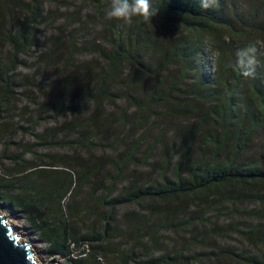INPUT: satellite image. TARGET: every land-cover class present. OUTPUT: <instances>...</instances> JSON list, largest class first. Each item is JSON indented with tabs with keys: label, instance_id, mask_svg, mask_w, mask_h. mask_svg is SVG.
Returning a JSON list of instances; mask_svg holds the SVG:
<instances>
[{
	"label": "rangeland",
	"instance_id": "1",
	"mask_svg": "<svg viewBox=\"0 0 264 264\" xmlns=\"http://www.w3.org/2000/svg\"><path fill=\"white\" fill-rule=\"evenodd\" d=\"M227 1L234 8L238 19L247 23L246 25L253 22V31L246 34L239 41V45L243 40L248 42L241 50L248 51L251 64L259 68L264 60V0ZM27 2L28 0H13L9 10L16 13V18L15 15L13 17L15 27H10V17L4 15L5 17H0V33L6 36L7 30L12 29L15 32L16 19L25 14L22 3ZM222 2L223 0H209L212 6H218ZM111 4L112 1L101 6L89 0L44 1V19L37 30L39 44L43 46L41 51L53 50L52 57L49 60L45 56L38 57V48L24 52L21 58L26 61V66L19 67L15 72L16 78H13L20 85V89L13 88L9 96H6L0 86V96H5L1 100L5 113L0 121V184L5 186L9 181L17 180L14 188L6 190L7 193L15 195L24 193L29 196L34 191L33 187L43 184L46 189L43 191L42 188L40 192L51 193L48 178L53 176L54 180H59L52 170L54 167H63L59 160L67 158L68 161L75 162L76 159L84 165L92 166L93 174L96 175L79 191V195L72 198L73 194L68 193L61 200L62 211L54 205L48 213L49 224L56 225L61 221L59 226L67 223L77 236L92 234L96 237L89 241L90 246L95 248L90 254L92 264H123L129 258V264H149L151 258H158L163 254V249L175 255L181 253L174 264H253L251 258L264 264L262 239L254 241L245 235L230 232H225L228 237L223 238L219 229L245 230L250 226L259 228L258 232L264 234L263 198H249L240 203L233 199L225 201L222 196L217 197L212 192H206L195 205L191 203L190 197L166 201L147 199L140 203L121 204L112 212L102 202L103 196L109 199L111 195L122 194L129 189L133 191L140 185L151 183L152 179L157 180L163 172L160 166L163 161V144H175L180 152L186 149V145L182 144L183 138L174 143L175 124L184 128L188 122L194 123L198 116L194 113L195 117L190 116V120L177 117L168 119L163 115L164 108L156 103L154 106H132L122 94L125 92L123 85L126 84L122 78L113 85L109 84V87L111 91L122 94L125 98L117 101L104 99L95 106L91 91L99 88L103 61L96 59L91 62L93 56L87 51L94 42L108 46L106 41L110 37L126 39L128 35L134 36L128 25L135 17L127 20L109 18L107 13ZM68 20L75 23L67 26ZM3 26L6 27L4 31ZM149 32L155 39L160 37L157 35V28L149 27ZM172 33L175 38L182 34L194 38L192 33L181 26ZM164 34H161V38L169 41L170 37L167 39ZM2 42L1 65L9 59L10 52V45L3 39ZM72 44H77L84 51L72 55ZM203 44L202 64L205 73L211 74L218 55L214 47V36L207 35ZM60 53L61 56L58 57ZM156 55L154 52L149 53L152 66L159 60ZM98 63L100 68L95 69L94 66ZM180 67V63H175L161 74L154 73L156 71L140 73L132 63H126L123 75L127 77L139 74L133 80L137 82L133 84L134 90L131 93L142 97L160 85L165 76H170L168 82H172L180 74ZM76 69L82 73H79L78 80H73L70 73ZM199 72L201 71L190 72V78L183 77L179 80L181 87L179 86L176 96L183 104H189L193 98L191 103L202 109L203 97L190 94L195 86L196 73ZM54 83L57 85H53ZM62 99L72 109L68 114L58 115L55 108ZM86 120L95 129L88 127ZM20 126L23 129H19ZM250 149L249 156L264 161L263 133L250 145ZM30 164L41 168L40 176L20 175ZM82 170V167L74 170L73 176L76 180ZM260 191L264 193L263 189ZM262 193L259 195L262 196ZM213 200L216 201L213 203ZM185 206L187 210L183 209ZM169 209L175 210L172 212L174 216L179 215L177 220L182 222L179 226L168 228L169 225L162 221L161 218L165 217V212ZM107 213L113 216L110 220L106 219ZM0 214L6 216L9 224L14 226V233L20 237L21 242L31 243L30 249L38 263L43 264L42 262L56 257L59 259L58 264H72L70 258L78 255L79 249L75 246H72V252L66 256L50 254L47 243L32 231L29 219L22 211L12 210L0 203ZM132 216H137V223ZM135 225L138 228L145 226L141 232L145 235L143 238L130 232V228ZM156 230L161 231L154 238L159 237L160 240L154 245L147 236H151ZM203 236L204 239L201 240ZM98 245L104 251H98ZM212 250L224 252L222 255L218 253V256L206 254Z\"/></svg>",
	"mask_w": 264,
	"mask_h": 264
},
{
	"label": "trees",
	"instance_id": "2",
	"mask_svg": "<svg viewBox=\"0 0 264 264\" xmlns=\"http://www.w3.org/2000/svg\"><path fill=\"white\" fill-rule=\"evenodd\" d=\"M44 1L28 0L27 3H22L21 7L25 14L16 19L15 32H12V29L7 30L6 36L0 33V42L4 43L3 39L10 45L9 59H5L6 62L0 64V86L4 89L6 96H9L11 89H20V85L14 82L13 78H16L15 72L19 67L26 66V61L21 58L24 52L38 48L37 51H40L37 53L38 57L45 56L46 60L53 55V50L41 51L43 46L39 44L40 36L37 28L43 23ZM89 1L101 6L112 0ZM12 3L13 0H0V17L9 16L8 24L11 28L15 27L14 15L16 18V13L9 10ZM228 3L227 0H223L218 6L210 4V7L204 8L202 0H150L153 15L147 20L142 16H134L136 19L134 18L128 25L130 32L134 34L133 37L130 35L126 39L110 37L106 41L108 46L94 42L87 51L93 56L91 62L96 59L103 61V66H101L103 74L100 77L99 88L91 91L95 106H98L104 99L117 101L126 97L130 105L135 107L138 104L140 107L154 106L156 103L164 108L165 114L163 115H166L168 119L177 117L190 120V116L198 115L194 123L188 122L183 126L184 128L175 124L174 143L177 139L183 138L182 144L186 145V149L180 152L175 144H163L161 148L163 161L160 164L163 172L157 180L152 179L151 183L140 185L133 191L129 189L125 193L111 195L109 199L107 196L102 197V202L108 205L110 212L121 204L140 203L147 199L166 201L190 197L191 203L195 205L200 196L203 197L206 192H212L217 197L222 196L225 201L233 199L242 203L249 198H263L264 200V193L260 191V189L264 190V161L248 154L251 150L250 145L260 134H264V60L259 68L254 67L250 62V53L241 50L242 46L244 47L248 42L243 40L239 45V41L253 31V22L249 25L243 23ZM97 9L99 10V7ZM74 23L68 20L67 26ZM119 25L120 22L117 23V27ZM179 26L192 33L194 38L183 34L177 38L173 37L172 31ZM149 27L157 28L158 37L160 35L158 39L151 35ZM5 28L3 26V31ZM163 32L165 38L170 37L169 41L161 38ZM207 35L214 36V47L218 54L211 74L205 73L206 70L202 64L204 60L203 43ZM70 51L72 55H76L84 50L77 44H72ZM153 52L157 54L156 57L159 60L156 65L152 66L149 53ZM126 63H132L140 73L156 71L154 73L160 72L161 74L175 63H180L181 67L178 71L180 74L172 82H168L170 76H165L161 84L155 86V89L138 97L131 91L134 90L133 84L137 82L133 80L139 74L124 77L123 67ZM94 68H100V64H96ZM193 71L201 72L196 73L195 86L190 94L203 97L202 109L191 103L193 98L189 104H183L176 96L181 87L179 80L183 77L190 78L189 74ZM79 73H82L79 69L72 71L70 78L78 80ZM121 78L126 83L123 85L125 92H122L125 97L111 91L109 87V84L113 85ZM3 99L5 96L0 98V121L5 113L1 102ZM55 109L60 115L68 114L72 108L62 99ZM86 123L89 124L88 127L95 129L89 120H86ZM19 129L23 127L20 126ZM59 163L63 167L52 168L59 180H54L53 176L48 178L51 193H48L49 191L40 192V189L43 188V191L46 189L45 184L37 188L33 187L34 191L29 196L24 193L21 195L7 193L6 190L14 188L17 184V180H13L5 186L0 184V203L12 210L18 209L25 213L29 219V227L47 243L50 254L66 256L72 252V246H75L78 247L79 253L75 255V258H70L72 264H92L90 254L95 248L90 246L89 241L96 237L92 234L77 236V233L72 232L67 223L59 226L61 221L54 222L56 225H51L48 222V213L54 205H57L61 212V200L68 193L73 194L72 198L77 197L79 191L83 190L89 184L91 177L96 174H93L92 166L84 165L76 159L75 162H71L63 158L59 160ZM78 167H82L83 170L76 180L73 174ZM39 169L41 168L30 164L26 170L20 172V175L29 174L38 177L40 176ZM59 174L62 176L60 177ZM259 193H262V196ZM215 201L213 200V203ZM183 209L187 210V207ZM172 212L175 210H167L165 217L161 218L169 225L168 228L177 227L182 223L177 220L179 215L174 216ZM191 214L194 215V212ZM111 217H113L111 214H106L107 220ZM132 217L137 223V216ZM139 227L141 228L136 225L131 227L130 232L136 234L134 236L138 238H143L145 235L141 232L144 231L145 226ZM219 229L220 236L223 238L228 237L225 232H230L245 235L254 241L258 239L264 241V234L258 232L259 228L247 226L245 230ZM160 231L156 230L151 236H147L152 244L159 243L160 238H154V236ZM203 239L204 236L201 240ZM97 250L104 251L101 245L97 246ZM162 251L163 254L158 258H151L149 264H174L181 256V253L175 255L165 249ZM222 252L224 250L220 252L212 250L206 254L218 256L222 255ZM195 255L199 256V254ZM98 258L100 259V256ZM130 259L125 260L123 264H129ZM250 261L253 264H260L255 258H251Z\"/></svg>",
	"mask_w": 264,
	"mask_h": 264
},
{
	"label": "water",
	"instance_id": "3",
	"mask_svg": "<svg viewBox=\"0 0 264 264\" xmlns=\"http://www.w3.org/2000/svg\"><path fill=\"white\" fill-rule=\"evenodd\" d=\"M14 226L9 224L7 217L0 214V264H40L29 250L27 242H21L20 237L13 232ZM31 244V243H30ZM58 264L54 258L43 264Z\"/></svg>",
	"mask_w": 264,
	"mask_h": 264
},
{
	"label": "clouds",
	"instance_id": "4",
	"mask_svg": "<svg viewBox=\"0 0 264 264\" xmlns=\"http://www.w3.org/2000/svg\"><path fill=\"white\" fill-rule=\"evenodd\" d=\"M202 7H210L209 0H202ZM109 18L131 19L134 16H142L148 19L153 15L150 0H112L107 13Z\"/></svg>",
	"mask_w": 264,
	"mask_h": 264
},
{
	"label": "bare ground",
	"instance_id": "5",
	"mask_svg": "<svg viewBox=\"0 0 264 264\" xmlns=\"http://www.w3.org/2000/svg\"><path fill=\"white\" fill-rule=\"evenodd\" d=\"M35 257V256H34ZM35 259H37L36 257H35ZM38 260V259H37Z\"/></svg>",
	"mask_w": 264,
	"mask_h": 264
}]
</instances>
